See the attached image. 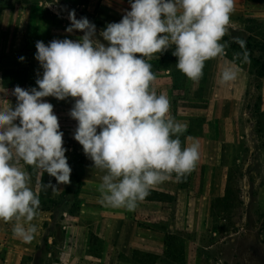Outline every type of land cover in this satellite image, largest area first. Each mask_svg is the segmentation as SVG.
<instances>
[{
    "label": "clouds",
    "instance_id": "9594fccd",
    "mask_svg": "<svg viewBox=\"0 0 264 264\" xmlns=\"http://www.w3.org/2000/svg\"><path fill=\"white\" fill-rule=\"evenodd\" d=\"M129 3L121 20L99 33L106 42L100 44L95 43V24L70 11L65 31L83 35L47 45L37 41L34 58L43 71L36 87H14L15 106H0V221L13 222L14 236L26 244L38 231L31 222L40 199L21 162L39 170L40 181L47 173L56 185L71 182L63 132L46 97L74 99L69 113L77 122L73 139L104 173L99 192L107 206L132 211L154 187L180 182L199 161L198 142L182 147L180 137L188 126L170 114L168 96L152 88L156 77L148 61L174 47L177 69L198 82L205 62L224 52L221 40L236 0ZM236 78L231 67L221 73L224 83ZM6 92L0 87V95ZM56 185L41 183L45 189Z\"/></svg>",
    "mask_w": 264,
    "mask_h": 264
},
{
    "label": "rangeland",
    "instance_id": "374dc122",
    "mask_svg": "<svg viewBox=\"0 0 264 264\" xmlns=\"http://www.w3.org/2000/svg\"><path fill=\"white\" fill-rule=\"evenodd\" d=\"M49 4H51L50 7ZM79 4L81 3L74 0H0L1 14L4 13V8L8 10L14 8L20 16L24 15V11L29 13L28 15L25 13L27 17L23 16L18 19L21 23H26V26H29L23 35L15 33L7 35L5 33L1 35V41L19 35L21 40L28 41L32 47L27 51L2 49L0 51L2 60L11 59V56L12 59H19L18 55H23L22 53L34 56L37 41H43L47 45L54 39L79 40L83 32L73 30L72 33H67L65 29L70 26V20L67 16L63 18L60 14H55L58 11L69 13L75 10L77 19L86 17L96 26L95 43H106L102 36H99L106 25L96 17L98 3L95 8L90 9L89 13H86ZM224 37L221 40L224 45L223 54L208 60L210 62H205L203 76L198 82L188 79L177 69V57L172 55L174 47L162 54H155L148 61L152 65L151 70L155 77L163 76L166 74L165 71L169 70L174 79L172 95L190 93L193 97V107L198 112L206 107L207 102L203 96V84L215 82V74L219 68L224 70L227 67H232L237 71V78L233 81L243 83L241 86L243 99L235 108L236 114L230 124L229 134L233 139L230 144L218 147L217 154L218 161L225 165L224 190L228 186L229 199L219 203L213 214L211 209L206 213L203 209H197V214L194 211L193 219L196 224L191 226L188 224L190 219L188 202H202L205 195L213 199L222 196L224 191L220 195L201 193L207 188L204 186L205 179L201 175L202 170L199 169V163L196 166L199 169L197 173L193 170L180 182H176L178 189L177 227L173 234L178 237L179 242L185 248L183 264H264V114L260 98L262 80L256 74L253 61V57L257 58L263 55L264 58V51H260V47L264 46V0H236L235 11L230 16ZM247 42L250 43V47L246 46ZM223 58L230 61L229 66H216L217 62L215 61ZM34 62L38 61L34 58ZM67 102L66 99L61 112L65 116V120L70 119L66 121H71L73 119L69 115L70 106ZM241 112H243L242 115ZM188 120L190 132H199L204 117L194 115L188 117ZM62 132L63 146L67 149L65 155L71 159L72 172L77 175L79 155H83V164L86 160L88 161L86 159L88 157L83 152L82 146L73 139L75 130ZM180 139L182 147L187 146L185 133ZM174 180L172 179L171 182ZM68 193L70 192L52 198V202L49 200L40 202L39 208L52 209V220L49 226L47 223L44 226L43 241L31 255L22 258L21 264H55L57 261L55 252L46 240L49 235L53 236L55 240H60L63 236V228L58 221L59 215L53 207L63 206L65 201L68 202L66 196ZM156 196L158 197V195ZM160 199H166L164 194L160 195ZM69 203L70 210L76 208L77 202L73 197L69 198ZM47 252H50L51 255L46 256ZM0 259L2 264L5 259L3 257ZM159 263L175 264L165 256L159 260Z\"/></svg>",
    "mask_w": 264,
    "mask_h": 264
},
{
    "label": "crops",
    "instance_id": "0c3cea01",
    "mask_svg": "<svg viewBox=\"0 0 264 264\" xmlns=\"http://www.w3.org/2000/svg\"><path fill=\"white\" fill-rule=\"evenodd\" d=\"M74 1L81 3L79 5L84 8L86 13L95 8L98 3L96 17L100 18L106 26L109 23L119 22L125 12L130 10L129 0ZM3 11V14L0 11V51L2 49L15 51L32 49L28 41L21 40L19 37L29 26H26V23H21L18 19L23 16L27 17L29 13L24 11V15L20 16L14 8L9 10L4 8ZM55 14H60L63 18L68 17L66 11H58ZM5 33L7 35L9 33L19 35L2 42L1 35ZM22 54L26 57L21 54L18 57L23 56V61L18 58L12 59L11 55V59L2 60L0 57V87L7 89L4 96L0 95V106L8 103L15 106L16 98L11 94L12 89L16 86L24 89L36 87L35 82L42 75L43 70L40 68L39 62H34V56ZM215 62H217L216 66H229L230 61L223 58ZM219 69L215 74V82L203 84V96L207 102L206 107L199 112L193 107V97L190 93L172 95L174 79L169 70L165 71V75L156 77L152 82V88L158 89L156 90L157 94L165 93L168 96L170 114L176 121L187 124L186 145L188 146L193 142H198L200 145V158L197 165L200 164L199 169L202 170L201 175L205 179L204 186L207 188L201 193H214L216 195L222 194L225 186V165L218 161V147L230 144L233 139L229 134L230 124L236 114L235 108L243 99L241 95L243 83L241 81L222 82L221 73L223 69ZM260 79L262 80L260 95L264 114V77ZM44 99L53 105V112L58 117L60 130L74 131L77 122L74 119L66 121L70 119L65 120V116L61 112L66 99L57 100L54 97ZM67 100L70 110L74 104V99L69 97ZM240 114L242 115L243 112ZM194 115L204 117V120L201 121L200 130L196 133L189 130L188 117ZM86 159L88 161L86 160L84 164L82 162L77 168V178L82 182L78 194L73 195L71 192L66 194L68 202L65 201L63 206L53 207L59 215L58 221L63 228V236L60 240H55L50 235L46 240L55 252L57 258L55 264H160L159 260L164 256L165 237L167 234H173L177 227L178 189L176 181L171 182L169 180L166 181L167 183L164 182L154 187L150 194L143 201L138 202L137 207L132 211L125 208H112L101 202L99 186L104 173L93 167L91 159ZM70 160L67 158L71 167ZM21 166L30 174V187L38 193L42 200L58 197L68 188L74 190L77 186L71 175L69 184L56 185L55 178L47 173L43 175L40 181L39 170L32 166L23 165V162H21ZM199 169L194 168L196 173ZM49 182L56 185L57 189L41 187V183L48 184ZM162 194L166 197L165 200L160 199ZM70 197H73L77 202L76 208L71 210ZM211 202L212 197L207 195L202 198V202L189 201L187 208L190 219L188 224L191 226L196 224L193 219V212L196 211L197 214V209H203L205 213L208 212L211 209ZM51 210L39 208L36 219L31 222L38 226V231L35 239L28 244L14 236L13 222L0 221V258L5 259L2 264H21L24 256L31 255L37 249L44 238L45 224L47 223L49 226L52 220ZM50 255V252L46 253V256Z\"/></svg>",
    "mask_w": 264,
    "mask_h": 264
},
{
    "label": "trees",
    "instance_id": "16d2710c",
    "mask_svg": "<svg viewBox=\"0 0 264 264\" xmlns=\"http://www.w3.org/2000/svg\"><path fill=\"white\" fill-rule=\"evenodd\" d=\"M225 38V37H224ZM247 47H250V43H246ZM260 51H264V46L260 47ZM263 56V55H262ZM260 57H253L254 65L256 67V74L258 77H264V58ZM261 98V97H260ZM83 155H79L78 158V165L82 164ZM72 178L76 181V188L74 190L68 188L62 194L64 195L66 192H71L73 195H77L79 192V187L82 182L77 178V175L71 172ZM230 190L228 186L224 190V194L222 196H217L212 199L211 202V212L212 214L216 210L219 203H223L229 199ZM40 199V198H39ZM52 202V199H48ZM40 202H44V200L40 199ZM43 208V207H42ZM164 256L169 259L171 262L175 264H183L185 260V248L181 242H179L178 237L174 234H167L165 237V248H164Z\"/></svg>",
    "mask_w": 264,
    "mask_h": 264
}]
</instances>
